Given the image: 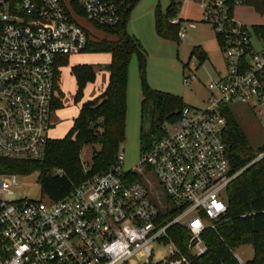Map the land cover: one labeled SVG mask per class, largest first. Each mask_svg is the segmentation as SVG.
<instances>
[{"label": "built area", "instance_id": "1", "mask_svg": "<svg viewBox=\"0 0 264 264\" xmlns=\"http://www.w3.org/2000/svg\"><path fill=\"white\" fill-rule=\"evenodd\" d=\"M70 1L99 29L121 24L130 4ZM201 7L225 60L207 85L208 100L199 108L186 105L163 125L139 168L125 171L120 152L115 165L74 186L64 200L12 199L18 175L0 174V264H195L207 254L203 235L228 212L226 190L237 177L223 139L224 108L238 102L264 116V38L233 19L227 0ZM169 22L180 25L184 40L183 20ZM90 41L62 0H0V158L45 157L59 68ZM201 65L197 55L187 64L186 87L200 81ZM150 174L157 192L146 182ZM178 226L188 231L184 247L175 239Z\"/></svg>", "mask_w": 264, "mask_h": 264}, {"label": "trees", "instance_id": "2", "mask_svg": "<svg viewBox=\"0 0 264 264\" xmlns=\"http://www.w3.org/2000/svg\"><path fill=\"white\" fill-rule=\"evenodd\" d=\"M137 0H130V6L123 12L122 23L114 28H100L113 37L98 42L90 41L86 51L108 52L112 55L109 66L110 83L107 91L93 101L83 104L79 116L69 135L63 140L49 142L45 157L38 161L12 160L0 158V174L31 175L40 172L39 183L42 196L52 201L68 198L74 186L80 185L89 178L101 175L116 164L122 145L126 140L128 68L134 54L139 55V66L143 76V108L151 103L158 120L153 123V132L161 137V128L168 122L175 121L180 111L186 106L182 98L150 88L146 79V53L140 41L129 34L128 22L131 11ZM234 0H227L229 14L232 15ZM255 11L264 15V0H244ZM178 6L171 3L166 14L158 7L156 10V31L163 38L177 37L180 25H172L169 20L177 18ZM252 32L264 38V27H253ZM218 37V36H217ZM219 39V38H218ZM220 42V41H219ZM197 55L203 64L207 55L198 48ZM66 62L62 63V66ZM71 74L77 80L76 100L83 96L87 81L94 74L87 67L73 68ZM61 105L57 97L54 109ZM226 128L223 139L228 147V157L236 174L248 166L259 153L253 149L229 107L224 108ZM152 137L141 133V150L150 147ZM83 145L98 146L93 154V164L88 172L80 161V148ZM63 170L64 175L54 174ZM264 157L247 167L228 186L226 201L228 212L217 222L216 229L207 230L203 238L208 245L207 254L195 261V264H240L234 254L242 245H252L254 258L246 264H264ZM177 244L185 246L188 231L185 227L175 229Z\"/></svg>", "mask_w": 264, "mask_h": 264}, {"label": "rangeland", "instance_id": "3", "mask_svg": "<svg viewBox=\"0 0 264 264\" xmlns=\"http://www.w3.org/2000/svg\"><path fill=\"white\" fill-rule=\"evenodd\" d=\"M211 0H137L131 11L128 22V32L135 36L141 43L146 53V79L151 89L168 93L182 98L187 106L202 107L210 94L207 85L216 77V71L224 70L225 60L221 44L211 23L205 21L201 5H206ZM70 11L74 20L83 27L93 42L104 38L113 39L103 30L89 22L70 0H62ZM171 3L178 6L177 18L183 20L182 27L186 26V38L179 40L177 37L163 38L156 31V10L159 7L166 14ZM130 6V5H129ZM131 7V6H130ZM233 19L247 27L251 32L253 27H264V15L258 14L255 9L247 4L235 5L232 11ZM172 18V17H171ZM194 24V27L189 26ZM253 34V33H252ZM254 35V34H253ZM255 39V36H253ZM200 48L207 55V60L201 65L198 77L200 81L192 87L183 83L188 63L194 60L193 53ZM65 65H61L58 73L57 95L61 105L53 109L50 140L65 139L74 126L75 119L79 116L83 104L93 101L107 91L110 83V72L106 70L112 63V55L108 52L84 51L69 55L64 58ZM87 67L94 74V78L86 82L82 98L77 101V80L71 74L73 68ZM143 76L139 66V55L132 56L128 68V95L126 140L121 151L124 155L123 169L131 171L141 166V133L147 138L158 135L153 132V123L158 120L153 104L149 103L144 108L143 101ZM232 116L244 131L250 146L255 150L264 148V116L259 115V110L253 105L233 102L229 105ZM98 146L83 145L80 148V161L86 169H91L93 154ZM264 157V152L255 156L248 164ZM245 167L237 173L240 175ZM40 172L31 175H18V186L15 187V196L12 199L41 200L42 191L39 183ZM236 177V178H237ZM264 182V172L263 179ZM151 184L152 191L157 192V180L154 174L146 178ZM162 249V253H163ZM246 263L254 258L252 245H242L235 250ZM245 263V264H246Z\"/></svg>", "mask_w": 264, "mask_h": 264}, {"label": "water", "instance_id": "4", "mask_svg": "<svg viewBox=\"0 0 264 264\" xmlns=\"http://www.w3.org/2000/svg\"><path fill=\"white\" fill-rule=\"evenodd\" d=\"M106 70H109V67H106Z\"/></svg>", "mask_w": 264, "mask_h": 264}]
</instances>
